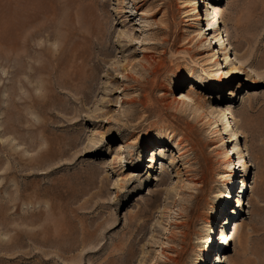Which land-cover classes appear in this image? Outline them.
I'll list each match as a JSON object with an SVG mask.
<instances>
[{
    "label": "rangeland",
    "instance_id": "obj_1",
    "mask_svg": "<svg viewBox=\"0 0 264 264\" xmlns=\"http://www.w3.org/2000/svg\"><path fill=\"white\" fill-rule=\"evenodd\" d=\"M0 264H264V0H0Z\"/></svg>",
    "mask_w": 264,
    "mask_h": 264
},
{
    "label": "bare ground",
    "instance_id": "obj_2",
    "mask_svg": "<svg viewBox=\"0 0 264 264\" xmlns=\"http://www.w3.org/2000/svg\"><path fill=\"white\" fill-rule=\"evenodd\" d=\"M207 7H209L211 10H212V9L216 10V6H215L214 4H212L211 2H207ZM210 13H211V11H210ZM201 21H203V19H202ZM239 64L242 65L241 62H239ZM235 69H236L235 71H238V70H239L238 67H236ZM233 93H234L233 91H230V94H233ZM211 113H212L213 115H215L217 121H222L221 117H219L218 115H216V113H215L214 111H211ZM230 196H231V195L228 194V197H230ZM227 238H228V236H226L224 242H226ZM210 240H212V239L210 238Z\"/></svg>",
    "mask_w": 264,
    "mask_h": 264
}]
</instances>
